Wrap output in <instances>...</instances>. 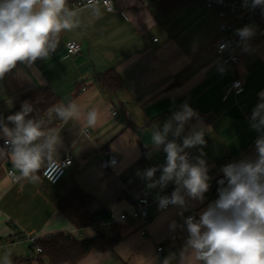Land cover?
<instances>
[{"label":"crops","instance_id":"obj_1","mask_svg":"<svg viewBox=\"0 0 264 264\" xmlns=\"http://www.w3.org/2000/svg\"><path fill=\"white\" fill-rule=\"evenodd\" d=\"M129 1L118 0L114 12H107L101 6L98 13L92 7L77 10L78 27L61 34L55 52L31 66L18 64L0 79V116L12 110L24 94L41 87L56 94L57 105L75 102L81 111L78 119L67 123L55 116L49 122L47 112L36 118L59 130L58 159L66 156L73 159L57 185H49L41 178L37 182L26 179L12 182L7 175V170L13 169L11 159L0 158V264L6 255L12 264H22L30 254L26 242H4L13 232L38 234L41 238L57 233L77 239L95 235L91 226L81 229L73 226L54 204V198L65 194L72 184L91 196L85 207L89 213L100 209L115 215L131 211L129 193L120 179L125 172L132 180L130 191L149 198L147 235L140 233L138 221L118 222L115 231L119 238L110 249H93L75 264H163L168 258L170 264H178L188 237L183 218L177 215V207L161 210L156 200L158 194L167 189L173 191L175 185L169 183L163 191L149 190L147 182L137 173L165 164L162 147L159 151L151 147L152 130L162 128L185 102L199 113L208 129L204 136L206 144L186 151L195 157L202 148L210 181L223 177L222 166L256 155L255 140L259 133L250 127V117L260 102L258 94L264 91V39L257 35L255 22L249 18L229 19L236 32L245 26L254 29L249 39L230 41L240 59L233 68L223 65L214 50V44L224 35L217 29L213 12V32L198 40L181 41L156 35L144 40L142 14L165 17L180 5L166 12L153 3L151 10L147 3ZM154 37L157 41H153ZM69 41L77 42L80 51L67 54ZM110 69L121 79L116 90L97 80L98 75ZM234 77L241 79L243 88L223 100ZM92 109L98 111L99 117L94 127H88L86 114ZM196 123L195 119L190 121L184 135ZM169 139L173 137L169 135ZM178 142L182 143V138ZM108 150L116 155L118 163L103 170L100 162L107 157ZM15 173L19 175L18 171ZM160 174L157 171L156 178ZM217 198L218 194L209 189L204 202H192L195 206L185 211L184 216L198 218ZM172 221L178 225L175 231L169 227ZM159 247L162 249L158 250ZM28 264H48V261L42 258ZM193 264H196L194 260Z\"/></svg>","mask_w":264,"mask_h":264},{"label":"clouds","instance_id":"obj_2","mask_svg":"<svg viewBox=\"0 0 264 264\" xmlns=\"http://www.w3.org/2000/svg\"><path fill=\"white\" fill-rule=\"evenodd\" d=\"M88 6L99 12V0H88ZM251 7L264 8V0H251ZM78 23L77 12L68 7V0H0V79L18 64L31 66L38 59L48 58L58 48L61 34L78 27ZM237 34L247 40L254 35V29L245 26L237 29ZM258 95L260 102L250 117V127L259 133L256 155L221 167L218 198L198 218L185 217L184 212L195 206L192 202H204L212 177L202 148L195 157L186 150L205 145L208 129L199 113L185 102L162 128L152 130L151 147L157 151L162 147L166 161L142 173L138 171L137 175L147 182L149 190L163 191L169 183L175 185L170 196L158 194L156 200L159 209L177 207V215L183 218L188 237L178 264H193V260L196 264H264V91ZM33 111V106L25 102L19 111L7 116V123L0 116V139L5 145L0 147V158L11 159L14 172L10 175L15 180L37 182V173L48 167V178L55 182V174L62 167L58 159L60 133L47 127L44 119L32 117ZM80 115L75 102L60 103L48 109L47 120L51 122L55 116L67 123ZM98 117L96 109L88 111L87 126L94 127ZM193 119L197 123L184 135L185 126ZM180 138L182 143L178 142ZM147 158H151V153ZM17 171L19 176L15 175ZM157 171L161 173L159 178ZM177 226L175 221L169 225L173 231ZM2 264H12L10 257L4 256ZM163 264H170V258Z\"/></svg>","mask_w":264,"mask_h":264},{"label":"built area","instance_id":"obj_3","mask_svg":"<svg viewBox=\"0 0 264 264\" xmlns=\"http://www.w3.org/2000/svg\"><path fill=\"white\" fill-rule=\"evenodd\" d=\"M115 1L116 0H99V6H101L105 11L107 12H114L115 9ZM153 4H156L158 2H161L162 0H149ZM185 3H193L199 7H202L204 9H208L212 11L217 19V29L220 33H222L224 36L220 38L216 43L214 44V50L219 55L221 63L223 65H230L231 67H235L240 59L239 56L234 52V50L231 47L230 41L231 40H237V41H243L241 40L240 36L235 31L233 25L229 22L230 18L233 19H252L256 26H257V35L264 39V8L262 7H251V0H179ZM247 4V6H246ZM70 9H73L75 11L91 7L88 6V0H72L71 3L68 5ZM153 41H157V37L153 38ZM80 45L75 41H69L66 44V51L67 54H74L80 51ZM243 88L242 81L239 77H234L231 84L226 88L223 100L227 99V97L230 94H237L239 93ZM82 90H85V87L82 88ZM116 112L113 111V114ZM88 132V130H86ZM3 147L4 140L2 141ZM10 150V149H9ZM107 157L102 158L100 162V166L103 170H108L113 168L118 163V158L111 150L107 151ZM191 156V154L189 153ZM62 167L58 170V172L55 174V182H51V180L48 178L49 175H51V169L48 167H44L41 171L37 173L39 178L44 180L49 185H57L63 176L65 175L67 169L73 164V159L71 156H66L62 159H59ZM14 170L9 168L7 170V175L10 178L12 182H17L18 180H15L11 173H13ZM47 173V175H46ZM16 176H19L15 173ZM120 179L122 181L123 187L126 191L129 193V198L132 202L133 208L129 212H122L118 215L115 214H109L107 219L100 220L97 222V224L91 226L94 228L95 232L98 230L100 231H109L111 226L113 224H117L118 222H133L138 221L139 222V230L142 235H147V226L149 224V215H148V206H149V198L139 192L133 191L131 192V185L132 180L129 175V173L125 172L120 175ZM222 179V176L215 178L213 181H210V189H213L216 194L218 183L217 181ZM172 190L167 189L164 190L161 195H171ZM170 207V206H169ZM168 207V208H169ZM69 235V234H68ZM71 236V235H70ZM41 239V237L38 234H28V233H18L13 232L10 234L4 242L7 244H13V243H19V242H26L30 245V254L25 259V262L22 264H28L32 261H35L38 254L41 253V247L37 245V241ZM162 247H159L158 250H161Z\"/></svg>","mask_w":264,"mask_h":264},{"label":"trees","instance_id":"obj_4","mask_svg":"<svg viewBox=\"0 0 264 264\" xmlns=\"http://www.w3.org/2000/svg\"><path fill=\"white\" fill-rule=\"evenodd\" d=\"M71 1L68 0V5ZM181 4L182 1L179 0H162L155 5L169 12ZM97 80L102 85L108 84V88L111 90H116L121 85L120 77L111 69L106 74L98 75ZM25 102L33 106L34 111L31 116L38 118L45 114L48 109L56 106L59 100L53 91L45 87L26 93L12 110L2 116L6 123L7 116L19 111ZM8 126L12 127L10 123ZM90 201L91 196L81 190L76 184H72L65 194L54 198V204L57 209L77 229L93 226L98 221L107 219L109 216L106 209L89 213L85 207ZM115 226L116 224H113L109 231L98 230L94 236L89 238L77 239L64 233L42 237L37 241V245L41 247L42 251L35 260L41 261L42 258H45L48 264H75L93 249L99 251L108 250L119 238L115 231ZM24 262L25 260L22 263Z\"/></svg>","mask_w":264,"mask_h":264},{"label":"rangeland","instance_id":"obj_5","mask_svg":"<svg viewBox=\"0 0 264 264\" xmlns=\"http://www.w3.org/2000/svg\"><path fill=\"white\" fill-rule=\"evenodd\" d=\"M118 0L115 1L117 3ZM131 3H147L153 10L149 0H130ZM181 4L177 10L160 17L142 14L143 39H151L152 35L159 38L171 37L174 40H198L200 36L211 34L214 29L215 19L212 11L199 7L193 3ZM151 5V6H150Z\"/></svg>","mask_w":264,"mask_h":264}]
</instances>
